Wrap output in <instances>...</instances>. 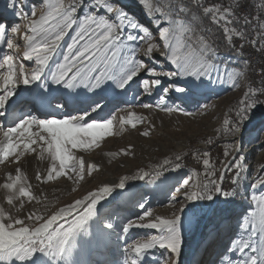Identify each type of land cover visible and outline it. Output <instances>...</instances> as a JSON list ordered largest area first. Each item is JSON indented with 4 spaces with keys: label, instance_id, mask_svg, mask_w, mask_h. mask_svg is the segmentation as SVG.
<instances>
[{
    "label": "snow or ice",
    "instance_id": "1",
    "mask_svg": "<svg viewBox=\"0 0 264 264\" xmlns=\"http://www.w3.org/2000/svg\"><path fill=\"white\" fill-rule=\"evenodd\" d=\"M83 3L84 0H42L39 13L36 7H33L30 15L24 13L22 7L17 9L15 0L8 5L24 22L26 31L21 36L24 42L23 60L34 61V66L30 74L26 73L25 65L20 63L17 66L14 62L17 57L10 52H4L0 60V69L4 70L0 71L2 92L0 118L14 121V126L6 129L0 126V163L7 161L11 156L19 160L24 151L36 152L39 148V153H47L52 161L44 178L46 181L67 175L68 179L75 177L74 183L78 182L83 178L85 166L91 175L97 165L94 163L86 165L75 151L98 147L105 135H111L113 119L99 115L101 111L99 103L79 112L82 114L68 115L61 119H41L35 115L16 116L8 105L16 94L17 85L23 84L27 87L40 82V88L47 92L50 82L70 91L83 87L91 93L106 82H111L115 88L123 91L143 72L151 78L140 82L145 94H152L153 88L161 85V76L171 80L179 78L184 82L183 87L175 88L176 92L196 94L203 90L205 81L214 84L216 79L223 75L220 65L216 63L218 49L208 38L200 34L205 29L201 28L198 33L193 27L199 23L198 17L191 16L188 23L173 18L174 14L188 13V7L173 9L169 5L168 11H162L161 7H154L148 0H135L138 6L146 9V14L158 27L159 40L164 49L160 54L174 69L157 71L154 67L148 66L143 59L138 58V54L142 53L151 60L153 52L159 51L160 46L152 42L153 34L148 28L130 17L117 0H89V8L78 17L77 12ZM191 4L202 8L204 16L210 17L213 24L222 28L229 45L232 44L233 36L242 37V31L230 27L239 21L234 18L229 8H222L220 5L203 6L201 0H191ZM101 10L104 15L99 14ZM157 13L168 26H160L161 19L157 18ZM249 22L248 19L244 20L246 25ZM258 27L264 30V23H260ZM126 29L130 31L125 37ZM19 31L20 25L11 27L12 34ZM136 32L140 34H134ZM185 35L188 38L187 43L182 40ZM5 41L8 50L15 52L19 48L8 34L7 25L0 23V43ZM129 42L135 46H130ZM252 43L255 45L256 41ZM141 44L146 47L142 48ZM184 48L187 49L186 52L182 51ZM244 63L247 64L248 61L245 60ZM239 75L240 73H237V76ZM232 86L240 87L235 81ZM163 92L168 93L169 87H165ZM260 95H264V88H249L245 91L243 99L239 101L241 107L233 118L234 121H246L248 119L246 113L251 112L261 102L258 99ZM32 102L40 103L42 107L47 106L40 98H35ZM56 104L58 107L66 106V102ZM143 106L150 107L147 104ZM157 106L169 113L174 111L172 107L163 104V97L161 104ZM133 119L134 114L129 113L128 119H122L121 124L131 123L135 127ZM135 119L142 120L143 117ZM89 120L91 122H88ZM223 123L225 130L233 135L241 130L239 123L227 119ZM141 135H148V131L145 130ZM205 142L208 145L213 143L211 138ZM33 145L37 147L34 148ZM233 151L238 153L239 149L234 148ZM122 152L127 154L124 150ZM223 155L229 157L233 153L225 149ZM192 156L202 159L203 171L193 168L187 178L175 187L174 191L178 195H173L169 202L173 205L179 204V207L175 209L172 217L157 215L153 218L151 210L141 203L138 206L143 209L142 214L136 220H128L122 225L125 234L134 227L157 230L158 233L128 244L125 249L127 253L125 264H138V258L157 248L167 253L165 264H179L178 258L182 251V236L185 229V204L198 200H212L221 194L225 197L237 195L235 189L224 190L223 181L226 172H234L232 185L239 184L243 156L238 158L233 156L232 160L222 161L219 169L210 162L208 151H204L202 156L193 152ZM182 159L180 154L175 155L173 159L165 158L161 164L155 166L154 171L145 172L141 169L131 179H148L155 183L165 173L180 170ZM69 171L72 175H68ZM217 173L220 183L217 182ZM37 179L41 180L39 174ZM128 179L129 177H122L115 187L125 189ZM261 185H264V175L255 179L251 188L255 190ZM0 187L6 190L5 199L10 206L15 207L17 200L23 206V198L30 201L36 199L39 202L29 191V186L22 182L20 169H17L15 176L8 175L7 181ZM112 192L113 188L105 184L47 217L36 212L29 213L27 219L34 221L31 226H26L24 219L6 214L0 207V264H70L78 238L88 242L94 237L91 225L100 217V207L103 206L101 201L106 203V196ZM251 202L255 207L242 218L239 225L241 235L231 241L227 250L218 257L216 264H264V193L253 194ZM103 227L112 230L115 224L108 220ZM232 254L239 258L231 259Z\"/></svg>",
    "mask_w": 264,
    "mask_h": 264
},
{
    "label": "rangeland",
    "instance_id": "2",
    "mask_svg": "<svg viewBox=\"0 0 264 264\" xmlns=\"http://www.w3.org/2000/svg\"><path fill=\"white\" fill-rule=\"evenodd\" d=\"M155 2L156 4L154 7H161L162 11H168L169 5H171L173 9L179 8L177 6L179 3L174 4V0H155ZM10 3L11 0H0V23L7 25L9 35L12 34L11 27L13 25H20L19 34L16 33L11 35L14 43L18 44L19 48L15 52H12V50L7 49L6 41L0 43V60H2L4 52H10L17 57L16 54L19 51L18 54H21L22 57H20L21 59L18 57L14 62L17 66L20 63H23L25 65V72L30 74V70L34 66V61H28L27 63L23 61L24 42L21 36L26 31L23 26L24 22L16 15L12 8L8 7ZM41 4L42 0H16V8L20 9L22 7L23 12L29 15L31 14V9L33 7H36L37 12L39 13ZM89 6V0L84 1L82 7L78 10L77 16H82ZM8 8L10 9L9 12H7ZM95 10L96 9H93V11ZM11 11L14 12L15 18L10 15L7 16ZM188 13L174 14L173 18H178L185 21V23H188L190 19ZM99 14L104 15L105 13L101 10L99 11ZM156 16L160 17V14L157 13ZM12 18L14 19L11 20ZM141 25L148 29L150 26L149 23H142ZM127 32L128 30L125 32V35ZM183 40L185 43L188 42L186 35L183 36ZM142 45L143 44H141V47ZM122 55L123 53L121 56ZM141 57L144 56L141 55V53L138 54V58ZM216 63L227 69L232 68L233 66L232 63L222 61L221 59L216 60ZM0 71L4 70L0 69ZM139 79L143 80L151 78L148 77L147 74L141 73ZM39 85L40 82H35L33 85L27 87L23 84L17 85L16 94L10 99L8 105L9 109H11L16 116L35 115L41 119H61L63 108L66 110H86L95 103H99L104 110L106 107L110 106V109H106V113H111L117 105L110 102L105 106L104 101L106 102V100L111 98L114 100L117 98V102L119 100L123 101L130 98L137 100L145 94L140 87V84L135 88L133 83L122 91L115 88L111 82H106L101 88L96 89L91 93L83 87L70 91L68 89H62L60 86H52L50 82L48 83L49 90L44 92ZM162 87H165L163 86V82L158 88ZM225 92L227 91L221 92L214 99L225 100L224 96L227 95ZM244 92L245 89L243 90V93ZM0 94H2V92H0ZM162 94H164L163 91ZM242 97L243 94L242 96L236 95L229 100L218 121L215 119V115L211 113V111V114L205 112L204 114L206 115H194L195 117L193 116L188 123H186V125L183 124V126L181 120V122L179 120H176V122L174 121V118L163 117L160 115H156L149 119L144 118L138 121L134 117L132 123L135 124V127H133L131 123L121 124L122 118H117L115 121L116 123L111 127V135H105L101 139L98 147L90 150L75 151V154L84 160L86 165L93 163L97 165V168L93 170L91 175L88 174L87 166H85L83 178L75 183L73 182L75 177H73V179H68L67 175L56 177L50 181L44 180L47 176L48 169L52 165V161L47 153L40 154L39 148H37L36 152L24 151L19 160H16L15 156H11L7 161L0 163V171L4 172L3 175L15 176L17 169H20L22 182L29 186V191L34 197L38 198L39 202H37L36 199L30 201L27 198H23V206H21L19 200L15 202V207L10 206L6 203V190L0 187V207L5 210L6 214L7 212H10L9 215L13 218L24 219L25 225L31 226L34 221H29L27 219L29 213L36 212L39 215L47 217L59 208L73 203L76 199L83 198L87 194H82L84 191H94L107 184L113 188V192L106 196V203L101 201L103 206L100 207V217L96 223L91 225L94 237L88 242H85L83 238H78V258H80V264H125L127 256H118L117 246L120 245L124 247L140 237L126 235L127 238L124 239L122 225L131 218V212L134 211L133 208L138 207L142 202L145 203L148 201L146 200V193L148 190L154 187H160V185H166L167 187H170L165 191L166 198L170 193H173L176 185L181 182L182 178L190 173L193 168L202 172V159L193 157V152H197L202 156L204 151H208L210 162L214 164L217 169L221 167L222 161L232 160L233 156L236 155V158L242 156L243 148L241 147H243V145L241 144V141L249 132L248 129L244 134V129L251 126L253 121L257 120V118L262 115L259 113L264 112L258 111L257 116L254 117V115H251V111L246 113L248 116L246 121H234L233 118L236 117L238 111H233L232 108L236 100H238V98L241 99ZM35 98H40L47 106L42 107L40 103H33L32 101ZM211 99L212 98L205 103L208 108L211 105ZM49 102L51 103L49 104ZM56 102H66V106L58 107ZM127 119L128 118H125L123 120ZM170 119L173 120V122H170V125H174L172 128L161 129L162 131L160 132L162 133H158V131L152 128V126L157 127L161 123ZM225 119L230 122L239 123L241 126L240 132L233 135L226 131L223 123ZM0 126L6 129L7 127L14 126V121L11 119L0 118ZM207 126H210V128L212 127L213 129L207 132ZM145 130L148 131V135H141ZM33 131H36V129H33ZM165 132L166 135H163ZM187 134L193 136H188ZM238 134H242L243 136L241 135V138L236 141ZM209 138L213 141L211 145H208L205 142ZM171 139L173 143L177 141L184 142L181 150L174 148ZM236 143H238V145H236L237 147L234 145ZM247 144L248 142L245 146ZM229 145H231V147H229ZM33 147L36 148L37 146L33 145ZM234 148H238L239 152H234ZM225 149L232 152L233 155L225 157L223 155ZM122 150L126 151L127 154H124ZM177 154H180L183 157L180 162L182 164L180 170L165 173L164 176L155 183H152L148 179H131V177L135 176L141 169L145 172H152L155 170V166L161 164L165 158L173 159ZM246 164L247 161L244 159L241 165L243 176L239 181V189L241 191L239 195L240 197H225L221 194L218 195L217 199L215 196L212 200H198L187 202L185 204V229L183 230L182 236V251L178 258L179 264H205L208 261L207 258L209 256L210 258L213 257L208 263L216 264L218 257L226 249V245L231 244L229 240L237 236L242 218L249 210V207H246L245 203L251 201V196L254 193L257 195L264 193V185L255 189V191L251 188L253 182H251L252 180H249L251 176L247 173V170H245ZM263 172L264 159L261 163L257 178L260 177ZM231 173L232 172H229L226 175L230 176ZM37 174L40 175L41 180L37 179ZM68 175H72L71 171H69ZM226 175V180L223 181V189L231 191L237 186L232 185V177L234 173L232 174V177H227ZM1 176L2 174L0 173V185H2L5 180V177ZM122 177H129L126 181V184L128 185L123 190L115 187ZM218 177L219 174L217 173V182L219 181ZM226 183L229 185L226 186ZM235 199H237L236 204L234 202ZM169 203L168 199H164V202L161 203L160 206L165 207ZM228 207H234V211H232L230 215L229 213H224L217 218L220 211L225 210ZM108 220H112L113 223L114 221L119 222V225L114 228L116 229L117 235H113L112 230H107L103 227L104 223ZM227 223L230 225V227L228 226L229 230H225ZM217 236L218 238L216 239L218 240L210 243V240ZM122 237L123 242H120L121 244H119L118 240ZM152 253L157 254H155L157 256L156 260L139 262L140 259L138 258V264H165L167 259V254L165 252L161 253L158 251ZM202 257L203 259H201ZM238 258L239 257H237L236 254H232L231 259L237 260Z\"/></svg>",
    "mask_w": 264,
    "mask_h": 264
},
{
    "label": "bare ground",
    "instance_id": "3",
    "mask_svg": "<svg viewBox=\"0 0 264 264\" xmlns=\"http://www.w3.org/2000/svg\"><path fill=\"white\" fill-rule=\"evenodd\" d=\"M84 1H86V0H84ZM117 1L121 5V7H123L125 9V11H127L129 13L130 17H132L136 22H138L140 24L149 23V25H150L149 30L153 34V41L152 42H154L160 46L159 51L153 52V54H152L153 59L149 60L147 57H141V59L144 58L143 60L145 61V63L150 67H154L157 71L174 70L173 66L170 64V62H168L165 59V57L160 54V52L164 51V49L162 46V42L159 40L158 27L155 25L154 20L149 18V16L146 14V9H144L143 6H138V4L135 3V0H117ZM13 2H14V0H11V3H13ZM148 2L153 4V6L156 4L155 0H148ZM15 3H16V0H15ZM177 3H179L177 5L178 7H181V5H182V6L189 8V13H188L189 18L191 16L198 17L199 23L194 25V27L196 28L198 33L200 32L201 28L205 29V31L200 33V34L204 35L206 38L209 39V35L212 32V29L213 30L219 29L220 32H223L222 28L218 27L217 25H215L211 22L210 17L204 16L202 8L197 7L195 5H191L189 3V1L174 0V4H177ZM201 3L203 4V6H211V5H220L221 6V2H210V0H201ZM233 4H241V0H233ZM9 11H10V9L8 8L7 12H9ZM77 14H78V12H77ZM8 15L15 18L13 11H11V13H8L7 16ZM14 18H12L11 20H13ZM157 18L161 19V25L160 26H162V27L168 26L167 23H165L163 21V18L161 16L157 17ZM204 18H207L208 20H210V23H209L210 25L208 24L209 26H211L210 29L209 28L206 29V27H205L206 24H205ZM189 21H190V19H189ZM235 28L237 30H240V27H235ZM127 30L130 31V29H126L125 32ZM154 31H155V33H154ZM215 31H217V30H215ZM134 34L139 35L140 33L136 32ZM11 35H13V34H11ZM125 37H126V35H125ZM125 37H122V39ZM182 40H183V37H182ZM129 44H130V46H135L134 44H132V42H129ZM225 45L228 48V51L227 52L222 51L224 53L218 52L219 54H218L217 60L221 59L222 61L232 63L233 66H232V68H228V69L220 66V70L223 73L221 78L216 79V82L214 84H210L207 81H205L204 82L205 87L203 88L202 91H200L196 94L176 92L175 88L176 87H183L184 82L181 81L179 78H177L175 80H171L167 77L161 76L160 79H161V83L163 82V86L169 87L168 93L162 94V91L165 87L158 88L159 86H157V87H154L153 92H152V94L154 96H151V97L148 96L150 94H144V96H141L137 100L130 98V99H125L123 101L119 100L118 102L116 101L117 98L115 100L111 98L109 100H106V102L104 101V105L106 106L110 102H113V104L117 105L116 108H114V110L111 113H106L107 112L106 109L107 110L110 109L111 108L110 106L106 107L105 110L103 108H101L99 115L101 117H104V118L113 119V125H111V127L114 126L117 118H122V119L128 118L129 113H133L134 117H143V119L144 118L149 119V118H152L156 115L174 118V121H176V120L180 121L181 120L183 122L182 126H183V124L186 125V123H188V121L194 115L195 116L196 115L202 116L205 112H208V114L213 113L215 115V119H217V121H218L219 118H221L220 116L222 115V111H223L225 105L228 103V101L231 100L232 98H234L236 95L242 96L243 90L252 88V83L254 82V73H252L251 65L249 62V56H247V53L237 52V51L231 50L230 45L227 42H225ZM143 47H146V45H144V46L142 45V48ZM182 51L186 52L187 49L184 48V49H182ZM18 53H19V51H18ZM18 53L16 54L17 58L22 57L21 54H18ZM141 55H142V53H141ZM245 60L248 61L247 64L244 63ZM23 61L25 63L28 62L25 60H23ZM237 73H240V75L237 76ZM214 78H215V74H214ZM140 81L141 80L138 77L136 79V81L133 82V84L135 85V88L140 84ZM234 81L239 83L240 87H238V88L233 87L232 84ZM170 85H171V87H170ZM224 91H227V92H225V94L227 93V95L224 96L225 100L214 99L221 92H224ZM162 97H163V104L167 105L168 107H172L174 109V111L169 113V112L162 110V107L157 106V105L161 104V98ZM210 98H212L211 99V105L208 108V107H206L205 103ZM125 103H129V104H125ZM145 104L149 105L150 107H147V108L144 107L143 105H145ZM82 111H85V110H82V109H80V110L79 109H77V110L67 109L66 110L63 108L61 118H66V116H68V115H79V114H82V113H79ZM210 111H211V113H210ZM184 112H187L190 114L185 115ZM259 114H262V115L260 117L258 116L259 118H257V120H254L253 124L251 126L244 129V131H245L244 134L247 132L248 129H249V132L245 135V138L243 137V139L241 141V144L243 145V147H241V148H243L242 149V156L247 161L245 170H247V173L250 174L252 179L250 178L249 180L250 181L252 180L251 182H253V183H254L255 179L257 178L256 177L253 181L254 172L258 174L260 167H261V163L264 159V147H263L264 146V112L259 113ZM93 115H96V114H93ZM204 115H206V114H204ZM51 119H53V118H51ZM85 119H88V118L85 117ZM88 122H91V120H89ZM170 122H173V120L170 119L164 123H161L157 127L152 126V128L154 130L158 131V133H162V132H160V131H162L161 129H164V128L168 129V128H172V126H174V125H170ZM213 124H212V126H213ZM212 129L213 128L212 127L210 128V126L206 127L207 132L211 131ZM241 132H243V131H241ZM242 134H238V138H236V141H238L239 138H241ZM163 135H166V132ZM188 136H193V135H188ZM171 142H172V139H171ZM247 142H248V144L245 146V144ZM183 143H184L183 141L174 142L173 143L174 148L177 150H181ZM234 145L236 146V145H238V143H236ZM0 173L2 174V176L5 177V180L3 182V183H5L7 181L8 175H3V173H4L3 171H0ZM189 174L190 173L186 174L182 178V180L184 178H187V176ZM261 175H264V172ZM182 180H181V182H182ZM225 180L226 179H224V181ZM228 185L229 184H227L226 186H228ZM176 186H178V184ZM261 186H263V185H261ZM261 186H259L258 188H260ZM169 188L170 187H167L166 185L165 186L160 185V187H154V188H151L150 190L147 191L146 200H148V201L145 203H143V202L142 203L145 204L146 208L151 210L153 218L157 215L163 216L166 218H170L173 216L175 209L179 207V204L173 205L172 203L167 204L165 207L160 206V204L164 202V199H168V201H170V198L173 195H178L175 193V191H173V193H170L165 198V191H167ZM245 188H247V187H245ZM86 193H88V191H84L82 194H86ZM245 204H246V207H249L248 208L249 210L251 208L255 207L251 201H247ZM133 210H132L133 212H131L132 216L129 220H136L134 218H137L139 215H141L142 211H143V209H141L139 206L133 208ZM7 214L9 215L10 212H7ZM114 223H115V228H116V226L119 225V222L114 221ZM227 224L225 226V230H229L228 226L230 227V225L229 224L227 225ZM237 233H238L237 236L234 237L233 239L238 238L241 235L240 228H239ZM112 234L117 235L116 229H112ZM122 234L124 236V239L127 238L126 235H133V236H138V237H140L138 239L143 240V239H147V237L149 235H156L158 233H157V230L135 228L134 227L127 234L123 233V231H122ZM216 238H218V236L215 238H212L210 240V243L218 240ZM122 239H123V237L118 240L119 244H121L123 242ZM233 239L229 240V242H231ZM127 246L128 245L123 247V246L118 245L117 246V255L118 256L119 255L127 256V253L125 252V249L127 248ZM229 246L230 245L227 244L226 249L221 254H223L227 250V247H229ZM158 251H160L161 253L165 252L164 250L159 249V248L150 250L147 253L148 255L146 254L144 257L139 258L141 260V261L139 260V262H143V261L147 262V261L156 260L157 254L155 252H158ZM152 252H154L156 255L153 254ZM212 257L210 258V256H209L207 258L208 261L205 264L210 262L212 260ZM231 257H232V255H231ZM201 259H203V257ZM70 264H80V258H78V246L73 252V256L71 258Z\"/></svg>",
    "mask_w": 264,
    "mask_h": 264
},
{
    "label": "built area",
    "instance_id": "4",
    "mask_svg": "<svg viewBox=\"0 0 264 264\" xmlns=\"http://www.w3.org/2000/svg\"><path fill=\"white\" fill-rule=\"evenodd\" d=\"M188 1L191 4V0ZM210 2H221V7L229 8L233 12L234 18L239 21V23L230 25V27H240L243 35L242 37L233 36L230 49L247 53L252 73H254L252 88H264V82H262L264 81V39L261 38L264 37V30L258 27L260 23H264V0H241V4H233V0H210ZM245 19L250 21L247 25L244 24ZM221 33L224 41L227 42L224 33ZM254 40L256 41L255 45L252 43ZM247 90L245 89V91ZM258 99L261 102L252 110L251 115H254V117L257 116L258 111H264V95H260ZM233 173L226 176L232 177ZM257 175L254 172V179ZM218 182L220 183V181Z\"/></svg>",
    "mask_w": 264,
    "mask_h": 264
},
{
    "label": "trees",
    "instance_id": "5",
    "mask_svg": "<svg viewBox=\"0 0 264 264\" xmlns=\"http://www.w3.org/2000/svg\"><path fill=\"white\" fill-rule=\"evenodd\" d=\"M204 21H205V27H206V29H210V27L211 26H209L210 24H209V20L207 19V18H204ZM208 21V22H207ZM209 24V25H208ZM215 30H217V31H215ZM213 32V33H212ZM212 32L210 33V35H209V39H210V41H211V43H213V45H214V47H216L217 49H218V52H221V53H224V52H227L228 51V48L226 47V45H225V41H224V37H223V35H222V33L219 31V29H212ZM224 47H223V46ZM226 47V48H225ZM226 49V50H225ZM222 51H224V52H222ZM241 99H243V97L241 98ZM240 98H238V100H236V102H235V104H234V106H233V108H232V110L233 111H239V109H240V107H241V105L239 104V101L241 100ZM237 156V155H236ZM235 156V157H236ZM242 176H243V173H242V168H241V176H240V179H239V181L241 180V178H242ZM239 185H240V182H239V184L236 186V188H234L236 191H237V195L236 196H239L240 195V193H241V191H240V189H239ZM240 197V196H239ZM241 199V198H240ZM234 202H235V204H236V202H237V199H235L234 200ZM216 209V208H215ZM214 209V210H215ZM234 209V207L233 208H226L225 210H221L220 211V213L217 215V218L219 217V216H221V214H228L229 213V215L232 213V211H234L233 210ZM226 211V212H225Z\"/></svg>",
    "mask_w": 264,
    "mask_h": 264
}]
</instances>
